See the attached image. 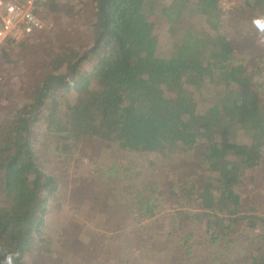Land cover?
Returning <instances> with one entry per match:
<instances>
[{"label":"trees","instance_id":"16d2710c","mask_svg":"<svg viewBox=\"0 0 264 264\" xmlns=\"http://www.w3.org/2000/svg\"><path fill=\"white\" fill-rule=\"evenodd\" d=\"M238 2L264 21V0ZM224 3L47 0L38 13L45 25L64 18L80 24L88 15L87 42L46 30L48 38L43 31L9 44L17 53L3 51L0 71L12 65L26 83L7 103L1 91L8 82H0V264H28L34 250L51 253L49 205L61 190L51 168L92 136L143 166L98 168L112 192L121 189L127 210L142 208L141 221L166 207L150 202L160 182L146 175L170 168L174 193L165 202L182 232L181 256L165 264H264V217L247 206L252 192L242 188L264 167V57L239 59L234 29L223 24ZM157 9L171 19L161 43L149 21ZM257 229L261 236L252 234ZM197 233L207 258L191 256ZM241 241L252 248L236 256Z\"/></svg>","mask_w":264,"mask_h":264},{"label":"rangeland","instance_id":"374dc122","mask_svg":"<svg viewBox=\"0 0 264 264\" xmlns=\"http://www.w3.org/2000/svg\"><path fill=\"white\" fill-rule=\"evenodd\" d=\"M75 1L77 0H69L72 4ZM222 9L225 12L223 24L229 23V28L234 29L236 34L232 41L238 44L239 59L253 63L259 56L264 57L263 19L257 13L243 9L238 0H226ZM170 20L161 14L160 9L149 15V21L155 22L156 37L160 43L164 40L161 35L165 23ZM46 22L43 37L48 38L46 30L54 35L71 32L75 43L84 45L87 42L89 35L87 14L83 15L80 24L69 18H64V21L54 19L53 23L49 20ZM35 39L36 36L33 37V40ZM60 46L65 44L60 41L57 50L61 48ZM15 50L9 48L5 52L7 55H12L17 53ZM3 80L8 82V86L2 89L1 95L8 103L18 96V89L26 83V79L19 69L6 64L0 71V82ZM40 129L44 136L45 127ZM76 147L77 149L67 158L65 157L66 159L64 158L60 163H53L51 168L61 180L57 201L50 203L47 218L46 231L48 230L51 253L34 250L28 256V264H120L117 260L124 259L127 264H165L169 257L179 258L181 252L177 239L182 232L176 228L177 223L175 224V221L168 216L173 210L170 206L172 203L165 202L168 196L174 193L173 190H169L172 180L170 168L167 165H159L157 171L152 169L149 175H146L147 181L160 182V189L150 202L153 204L160 200L166 207L152 219L144 218L145 220L141 221L142 208L127 210V201L121 189L116 188V192H112V187L101 179L98 168L111 167L110 164L128 168L134 164L135 170L138 171L143 166L136 163V160L112 154L114 148L106 138L84 137ZM263 170L264 167L260 169L262 174H264ZM255 175L260 174L255 172ZM88 179L90 182L86 183ZM262 179L263 177L259 176L258 181L244 183L242 188L252 192L251 199L246 202L247 206H252L257 214L264 217ZM244 229L245 232L248 230L247 227ZM189 230L199 232L195 225ZM261 232V229H257L252 234L261 236ZM198 235L197 233V236L193 237L191 256L193 259L207 258L209 255L207 248L199 247ZM249 245L241 241L238 249H234V254L238 256L240 249L243 254L247 253L252 248ZM260 245L257 242L254 246Z\"/></svg>","mask_w":264,"mask_h":264},{"label":"built area","instance_id":"2783aa9c","mask_svg":"<svg viewBox=\"0 0 264 264\" xmlns=\"http://www.w3.org/2000/svg\"><path fill=\"white\" fill-rule=\"evenodd\" d=\"M47 0L0 1V59L9 44L16 46L24 39H30L45 28L38 17L43 13Z\"/></svg>","mask_w":264,"mask_h":264},{"label":"crops","instance_id":"0c3cea01","mask_svg":"<svg viewBox=\"0 0 264 264\" xmlns=\"http://www.w3.org/2000/svg\"><path fill=\"white\" fill-rule=\"evenodd\" d=\"M253 172L255 173V171H253ZM258 177H259V175L256 176V181H258V180H257ZM261 177H263L262 181H263V183H264V174H261Z\"/></svg>","mask_w":264,"mask_h":264}]
</instances>
